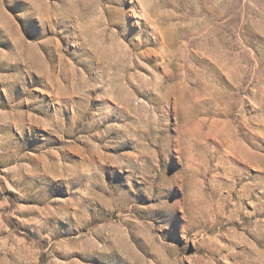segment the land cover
Instances as JSON below:
<instances>
[{
  "label": "rangeland",
  "instance_id": "obj_1",
  "mask_svg": "<svg viewBox=\"0 0 264 264\" xmlns=\"http://www.w3.org/2000/svg\"><path fill=\"white\" fill-rule=\"evenodd\" d=\"M0 264H264V0H0Z\"/></svg>",
  "mask_w": 264,
  "mask_h": 264
}]
</instances>
